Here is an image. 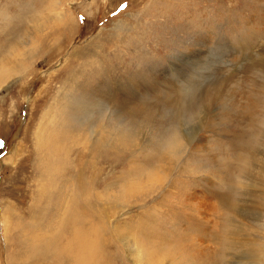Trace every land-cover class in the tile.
Returning <instances> with one entry per match:
<instances>
[{
	"label": "rangeland",
	"instance_id": "rangeland-1",
	"mask_svg": "<svg viewBox=\"0 0 264 264\" xmlns=\"http://www.w3.org/2000/svg\"><path fill=\"white\" fill-rule=\"evenodd\" d=\"M35 29L53 35L30 52ZM12 44L25 71L0 83V264H70L82 233L73 240L74 217L86 234L82 226H97L106 264H182L168 244L218 253L223 194L247 188L236 165L252 161L264 133V0H0V53ZM173 130L180 152L150 161ZM244 135L255 140L247 152L234 148ZM59 137L60 149L79 138L66 170L49 158ZM80 168L97 193V223L68 215ZM258 190L262 207L247 213L264 223ZM228 213L229 227L240 221ZM255 224L249 232L263 241ZM36 235L52 240L53 254L36 248ZM152 240L161 255L151 254ZM226 253L216 264H235Z\"/></svg>",
	"mask_w": 264,
	"mask_h": 264
},
{
	"label": "bare ground",
	"instance_id": "bare-ground-1",
	"mask_svg": "<svg viewBox=\"0 0 264 264\" xmlns=\"http://www.w3.org/2000/svg\"><path fill=\"white\" fill-rule=\"evenodd\" d=\"M48 7V6H47ZM7 12V11H6ZM6 14V13H5ZM7 15V14H6ZM8 16V15H7ZM39 17V16H38ZM42 17V16H41ZM40 17V18H41ZM39 18V19H40ZM59 17H57L58 20ZM8 20V19H7ZM38 19L35 18V21H37ZM46 20H48V17L46 18ZM28 21V20H27ZM42 22V21H41ZM7 23V22H6ZM4 24V23H2ZM6 25V24H5ZM6 28H10L8 27V25H6ZM12 28V27H11ZM16 29V28H15ZM18 30V31H17ZM17 30L13 31V34L16 35V39L19 37L20 35V29L17 28ZM20 30V31H19ZM10 33V32H9ZM49 32H47L44 35H40L41 34V30L39 29H35L34 34L37 35V38L35 40H33V36L32 38H29L31 41L30 43L28 42V47L30 48V52L33 51L34 47L36 48L37 45V41L44 39L48 40V38L53 35L52 32H50L51 35H48ZM9 35V34H8ZM39 35V36H38ZM13 39V38H10ZM9 40V39H8ZM13 39V41H15ZM11 41V40H10ZM15 43V42H14ZM40 43V41H39ZM6 45V44H5ZM11 54H6L4 53H0V55L2 56V60H0V70L3 71L5 70L6 72H2L0 73V83L6 79L7 77H11L12 75H20L21 72L25 71L24 67H23V63L21 62H16L19 58L15 57L13 55H15L17 52V48L12 44L11 45ZM19 49V48H18ZM38 49V48H37ZM5 51H7L5 49ZM85 51V50H84ZM84 51H80L82 53H84ZM26 62V61H25ZM69 76V75H68ZM13 77V76H12ZM70 78V77H69ZM134 113V112H133ZM201 117L199 118V121L201 122ZM130 121V120H129ZM197 121V120H195ZM128 122V121H127ZM134 120L130 123L133 124ZM138 122H136L137 124ZM142 123V122H141ZM120 124V123H118ZM117 124V125H118ZM131 124V125H132ZM129 125V124H128ZM135 125V124H134ZM210 125V124H209ZM81 126V125H80ZM203 126V124H202ZM128 127V126H127ZM175 127V126H172ZM125 128V127H124ZM176 128V127H175ZM106 129V128H105ZM128 129V128H127ZM167 130V127L165 128ZM199 129V128H198ZM126 130V128H125ZM124 130V131H125ZM172 130V129H171ZM176 130V129H175ZM197 130V129H196ZM84 131V130H83ZM135 131V130H134ZM174 131V130H173ZM177 131V130H176ZM211 131V130H209ZM261 131V129H260ZM106 132V131H105ZM130 132V131H129ZM128 132V134H129ZM167 132V131H163L162 133ZM169 132V130H168ZM171 132V131H170ZM175 132V131H174ZM195 133V132H194ZM197 133V132H196ZM103 134V133H102ZM117 134L121 135V133L119 132V130L117 131ZM127 134V135H128ZM168 134V133H166ZM170 134V133H169ZM248 133V137H249ZM86 135V134H84ZM84 135H81V139L83 140ZM106 135V133H105ZM136 135V134H135ZM161 135V134H160ZM130 136V135H129ZM128 136V138H129ZM167 136V135H166ZM125 137V136H124ZM133 137V136H131ZM163 137V136H162ZM169 137V136H167ZM246 135L242 136L241 138L238 139V141L236 142L234 148L238 151H244L247 152L249 148H251L254 145V142L256 140V143H258V148L255 147L256 152L253 156L252 161L250 160H246L244 163V160L242 162V160H240L241 158V154L240 153H235V162H242L243 165H236L238 166V170L240 169V167L243 170V174H242V170H240V174L243 175V179H244V185H247L245 187L243 186H239L233 189L230 197H228L229 195H225L223 194V198L224 200L221 201V204L228 210H226V213H224V215H222V220L220 223V229H221V243H220V249L218 253L215 254H211L210 249L209 248H197L199 247V245H197L195 247L194 244H189V249L190 250H185L186 246H184L180 251L178 249V246L180 247V244H176V249H173L171 247H169V244L167 245V249L171 250V253H176L177 255L179 254V256L181 255V263L182 264H216V260H218L219 258H221V255L223 254L222 258H224V254L227 252L229 255H231L232 257L234 256L236 261H232L235 264H264V245L262 244L264 242V240H260V236L257 237V235L255 234H251L249 232V227H251V224L254 222L255 223H259V227L264 226L263 222H259L250 219V215L249 213H247L248 209H251L253 207V209L256 208H260L262 207V195L260 194V191L258 190V187H262L264 186V133L263 135H261L259 137V139H255L253 140L252 138H248ZM181 137H179V134H177L175 132V134H173L172 136H170L169 138H167L165 141L163 139V143L158 145L160 146V148L154 152L156 155H154V158H151L150 161H157L158 164L161 163L162 160H166V158H168V160L166 161H171L173 158H175V156L180 152L181 147L185 144H183L184 142L181 141L180 139ZM65 138H58V142L54 144L53 150L50 154L49 158H52L55 162L56 166H63L64 169L67 168V166L65 167L64 164L62 163V161H64L65 159H68L66 155H68V150H69V146L71 145L74 149H78L76 146L78 144L79 138L77 139H71V141L69 142V144L67 145L68 148H61L60 149V144L61 141H63ZM123 139V138H122ZM155 139V138H154ZM160 139V138H159ZM186 139V138H185ZM124 140V139H123ZM130 140V139H129ZM156 140V139H155ZM128 141V140H127ZM133 141V140H132ZM191 141V140H190ZM157 142V141H156ZM134 143V142H133ZM191 143V142H190ZM193 143V142H192ZM129 144V143H128ZM231 145L232 141L230 142ZM36 146V145H35ZM259 146H263V148H259ZM127 147V146H126ZM195 149L197 151H199L198 146H195ZM154 150V149H153ZM49 155V154H48ZM69 156V155H68ZM153 156V155H152ZM175 162V161H174ZM247 162H251L250 166L245 165ZM69 164V163H68ZM72 164V163H71ZM235 164V163H234ZM172 165V164H171ZM70 166V165H69ZM79 167V166H78ZM161 167V166H160ZM234 167V166H233ZM63 169V168H62ZM73 169V167H72ZM159 169V168H158ZM230 169V168H229ZM66 170V169H65ZM69 170V169H68ZM233 170V169H232ZM60 171V170H59ZM230 171V170H229ZM75 173V171H74ZM83 173H85V169L84 168H80L79 173H77L75 176L73 175V177H77L76 180H71V184H76V187L71 188L73 189V191H71V195H70V200L68 202V204L71 206V211L68 212V215H72L73 216H79L81 214L84 213H88L91 217L92 220L91 221H97V210H96V203L94 201L97 193L91 190L90 187H86L87 181H89V179L87 178L86 175H84ZM159 173V171H158ZM63 174V173H62ZM165 174V173H164ZM167 174V173H166ZM68 175V174H67ZM65 176V175H64ZM150 176H153L154 178L151 177V180L154 184H157V182H160V178L159 175L157 174V172L154 170V172H152V174ZM245 176V178H244ZM73 178V179H74ZM65 179V178H64ZM236 179L237 182H239V185L242 183L240 178H234ZM157 181V182H156ZM247 181V182H245ZM235 183V182H234ZM232 183V184H234ZM252 183H258L255 186H251ZM259 185V186H258ZM232 186V185H231ZM70 190V189H69ZM261 190V189H260ZM139 191V190H137ZM129 193V191H125L124 194ZM240 194L239 197L236 198V196ZM206 195H204L202 197V202L206 204V211L208 208V201L210 199H207V197H205ZM242 198H244L242 200ZM190 199H193L192 197H190ZM197 200V199H196ZM211 204V203H210ZM47 206V205H46ZM41 207V206H40ZM45 207V206H44ZM42 208V207H41ZM240 208V210H239ZM41 210V209H40ZM43 210V208H42ZM47 210V208H46ZM63 212H65L64 210H62ZM67 211V210H66ZM228 211H234L236 212L237 216L240 217V221H236L234 219L230 220V222H232L230 224L229 227V221H228ZM254 211V210H253ZM192 212V211H191ZM250 212V211H249ZM258 212V211H257ZM264 212V209H263ZM208 215V214H207ZM230 215V214H229ZM260 215V214H259ZM192 216V215H191ZM215 216V215H214ZM253 216V215H252ZM264 216V213L262 215V217ZM69 218V217H68ZM73 218V217H72ZM232 218V217H230ZM264 218V217H263ZM74 221H71L67 227H69L70 225L73 226V240L75 241L76 234H77V229H80V231L82 233H78L81 235L80 237V248L79 251H76V254L71 255L68 251H67V257H65L66 259L69 258V262L70 264H106V263H111L109 260V258L106 256V254L104 252H102L100 250V239H102L101 234L99 232V229L97 228L96 225L93 224V226L91 225V227L85 228L84 226H82L85 231L87 230V234L84 233L82 230V228H78L77 224L81 225L80 223H77L76 220L77 218H73ZM193 220V219H192ZM208 220V219H207ZM66 221V220H65ZM68 221V220H67ZM206 221V220H205ZM67 223V222H66ZM85 223V222H83ZM88 223V222H87ZM97 223V222H96ZM95 223V224H96ZM100 223V222H99ZM208 223V222H207ZM228 223V224H227ZM63 224V223H62ZM61 224V225H62ZM92 224V222H91ZM102 224V223H100ZM106 224V223H105ZM194 224V223H193ZM227 224V230H225V226ZM262 224V225H261ZM55 225V224H54ZM256 225V224H255ZM254 225V226H255ZM10 228V225H8ZM56 226V225H55ZM101 225H98V227ZM31 227V226H30ZM67 227H58V230L67 228ZM103 227V226H102ZM101 227V228H102ZM33 228V227H32ZM35 228V227H34ZM100 228V227H99ZM8 229V227H7ZM19 229V228H18ZM36 229V228H35ZM104 229L105 226H104ZM163 229V228H162ZM21 230V229H20ZM46 230V229H45ZM19 231V230H18ZM51 231V230H50ZM54 231V230H53ZM101 231V229H100ZM196 231L197 233H200V227L197 224L196 227ZM254 231V230H253ZM9 232V231H8ZM33 233V232H32ZM102 233V232H101ZM254 233V232H252ZM257 233V231H256ZM181 234V233H180ZM261 234V233H260ZM179 235V234H178ZM257 237L256 239H252L255 236ZM264 235V233H263ZM22 236V235H21ZM20 236V237H21ZM52 236H54V232L52 233ZM177 236V235H175ZM191 236V235H190ZM195 236V235H194ZM198 236V235H196ZM35 237V236H34ZM207 239V238H206ZM33 240V238H32ZM69 240V239H68ZM21 241V240H20ZM36 241V242H35ZM47 238H43L41 237V235L35 237L34 239V245H38L36 246V248H40L42 249L43 246L45 247V245L47 244V248L50 251L49 254H47L48 256H50L51 254H53L54 252V247L52 246V240L49 239V241H47ZM153 241V240H152ZM164 241V240H163ZM192 241H194V239H192ZM259 241L261 243H259ZM39 242V243H37ZM195 242V241H194ZM169 243V242H168ZM186 243V242H185ZM172 244V242H171ZM67 248L69 250H71V245H72V241L68 243H66ZM161 245V244H159ZM188 246V245H187ZM60 248V247H57ZM158 247L154 246V241L153 244H150V252L151 254H158L161 255L164 249L160 248V252H158ZM165 248V246H164ZM195 248V249H193ZM240 249L238 251V253H236V249ZM44 249V248H43ZM209 249V250H208ZM57 252V251H55ZM224 252V253H223ZM165 254H167L164 251ZM226 253V254H227ZM33 255L34 256H42L43 254L40 253L38 250L35 251V249L33 248ZM45 255V256H47ZM63 255V254H62ZM60 256V254H59ZM189 256V258L187 257ZM159 257V256H158ZM187 257V258H186ZM39 258V257H38ZM152 258V257H151ZM154 258V257H153ZM179 258V257H178ZM62 259V258H61ZM114 259V258H113ZM117 261V260H116ZM157 262V261H156ZM226 262V260H225ZM220 264V263H219Z\"/></svg>",
	"mask_w": 264,
	"mask_h": 264
},
{
	"label": "snow or ice",
	"instance_id": "snow-or-ice-1",
	"mask_svg": "<svg viewBox=\"0 0 264 264\" xmlns=\"http://www.w3.org/2000/svg\"><path fill=\"white\" fill-rule=\"evenodd\" d=\"M122 7H124V6H122ZM5 146H6V142L0 140V151H2Z\"/></svg>",
	"mask_w": 264,
	"mask_h": 264
}]
</instances>
